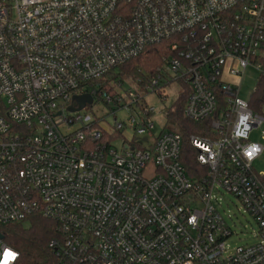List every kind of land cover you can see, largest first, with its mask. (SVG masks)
Segmentation results:
<instances>
[{
  "label": "built area",
  "instance_id": "2783aa9c",
  "mask_svg": "<svg viewBox=\"0 0 264 264\" xmlns=\"http://www.w3.org/2000/svg\"><path fill=\"white\" fill-rule=\"evenodd\" d=\"M155 45L167 54L145 94L139 82L123 95L104 90L112 71ZM254 62H264V0H0V228L36 215L55 222L59 264H264V174L254 170L264 147L250 141L264 106L240 98ZM174 84L189 91L185 118L212 119L190 139L196 178L168 120L153 137L146 99L164 102ZM83 95L93 98L84 109L136 117L115 118L110 132L84 109L68 111ZM221 191L259 226L260 241L232 255ZM18 260L0 239V264Z\"/></svg>",
  "mask_w": 264,
  "mask_h": 264
},
{
  "label": "trees",
  "instance_id": "16d2710c",
  "mask_svg": "<svg viewBox=\"0 0 264 264\" xmlns=\"http://www.w3.org/2000/svg\"><path fill=\"white\" fill-rule=\"evenodd\" d=\"M167 54L164 45L148 47L138 58L118 67L109 74V78L122 84V80L129 79L138 83L140 90L155 77L161 66L163 56ZM264 71V62L262 65ZM189 91L181 94L174 107L168 113L167 129L181 135L183 140L182 161L191 178L198 177L201 167L197 162V150L191 144V137L209 133L212 119L195 123L184 116V107ZM250 107L254 112H260L264 106V75L252 96ZM203 173V172H202ZM6 243L19 254L18 264H59L57 254L51 243L60 237L58 224L39 215L27 221L0 228Z\"/></svg>",
  "mask_w": 264,
  "mask_h": 264
},
{
  "label": "rangeland",
  "instance_id": "374dc122",
  "mask_svg": "<svg viewBox=\"0 0 264 264\" xmlns=\"http://www.w3.org/2000/svg\"><path fill=\"white\" fill-rule=\"evenodd\" d=\"M253 65L255 67H249L245 72L241 84L240 98L246 102H251L252 96L260 84L261 77L264 75V73H262L264 72L263 68H261V70L257 69L260 68L259 66H262L263 63L254 62ZM117 82L118 81H114L108 77L107 83L104 84V90L112 94L117 93L123 95L127 90H136V86L138 85V83L129 79L122 80L121 85ZM139 89H141L140 86ZM164 91L165 92L163 94L167 97L164 102H162L160 98L153 95H149L146 99L147 104L150 107H153L155 111V129L153 131L154 138L159 136V134L163 131V126L165 125L166 120H168L167 114L180 98L183 93V88L180 84H174L171 88L165 89ZM161 110H163V115L160 114ZM81 113L82 115H90L93 118L103 120L105 122V126L110 132L115 131V118H117L119 122L126 124L130 115H134L136 117V114L127 110L118 113L115 117L111 114L110 109L102 103H96L93 107H88ZM263 128L264 127L254 131L251 134L250 141L259 143L264 147V136L262 134ZM121 134L123 137H132V133L129 130H124ZM123 137L117 138L113 141V145L119 150H121L122 147ZM150 140L152 139H148L147 136H136V141H144L145 144H147ZM254 170L256 173L264 174V153L256 159L254 163ZM218 197L221 199L219 202V212L226 221L229 229L232 231V236L226 242L228 255L234 254L238 247L258 243L260 241L257 237L259 226L256 219L245 210L242 203L233 195L225 191H221Z\"/></svg>",
  "mask_w": 264,
  "mask_h": 264
},
{
  "label": "water",
  "instance_id": "95a60500",
  "mask_svg": "<svg viewBox=\"0 0 264 264\" xmlns=\"http://www.w3.org/2000/svg\"><path fill=\"white\" fill-rule=\"evenodd\" d=\"M74 101L76 102L75 106L70 107L68 109V111L71 113L82 111L86 107V105H91L93 102V98L90 95L75 96ZM3 238L4 236L0 234V239H3Z\"/></svg>",
  "mask_w": 264,
  "mask_h": 264
},
{
  "label": "snow or ice",
  "instance_id": "6c2138e0",
  "mask_svg": "<svg viewBox=\"0 0 264 264\" xmlns=\"http://www.w3.org/2000/svg\"><path fill=\"white\" fill-rule=\"evenodd\" d=\"M250 155H251V153H249ZM7 255H9V256H14L15 254H13V253H8Z\"/></svg>",
  "mask_w": 264,
  "mask_h": 264
},
{
  "label": "clouds",
  "instance_id": "9594fccd",
  "mask_svg": "<svg viewBox=\"0 0 264 264\" xmlns=\"http://www.w3.org/2000/svg\"><path fill=\"white\" fill-rule=\"evenodd\" d=\"M255 150H256V151H259V149H258V148H256Z\"/></svg>",
  "mask_w": 264,
  "mask_h": 264
}]
</instances>
